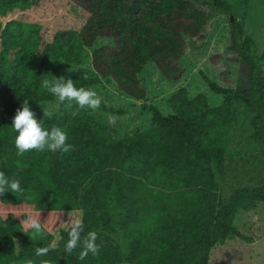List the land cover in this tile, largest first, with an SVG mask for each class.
Segmentation results:
<instances>
[{
  "label": "trees",
  "instance_id": "1",
  "mask_svg": "<svg viewBox=\"0 0 264 264\" xmlns=\"http://www.w3.org/2000/svg\"><path fill=\"white\" fill-rule=\"evenodd\" d=\"M69 1L86 12L84 27L59 31L48 42L40 25L13 17L30 10L33 0H0V171L19 179L22 189L0 197V206L32 207L58 218L51 230L44 226L33 236L20 225L32 212L0 214V264L28 259L34 264H210L218 244L234 238L254 242L235 219L264 203V177L229 194L226 157L237 114L232 100L253 113L254 140L264 148V34L258 38L231 18L226 50L231 56L223 64L237 65V80H230L227 70L221 73L227 86L203 75L208 88L224 97L220 106L181 88L168 100L169 116L153 107V128L117 140L103 121L116 112L113 107L104 101L96 110L73 104L45 117L48 129L68 132L70 153L17 156L12 121L23 100L38 120L44 118V104L57 103L42 87L45 78L72 79L85 88L108 81L127 97L145 101L148 91L140 76L148 64L167 81L179 82L189 41L203 39L217 12L233 14L230 0ZM85 50L91 51V69L84 67ZM212 60L221 63L219 56ZM60 61L78 70L69 74ZM71 211L83 220L84 234L98 233V256L78 259L82 247L65 253ZM49 245L54 249L46 256L35 255L36 247Z\"/></svg>",
  "mask_w": 264,
  "mask_h": 264
},
{
  "label": "rangeland",
  "instance_id": "2",
  "mask_svg": "<svg viewBox=\"0 0 264 264\" xmlns=\"http://www.w3.org/2000/svg\"><path fill=\"white\" fill-rule=\"evenodd\" d=\"M230 2L233 14L217 12L206 27L203 39L196 38L189 41L183 58L184 75L179 82L167 81L158 68L150 63L140 76L143 86L148 91V98L145 101L139 102L127 97L112 82L102 81L93 87L102 97V101L116 111L103 116V121L107 122L110 133L115 139L119 140L127 135L153 128V107L160 110L164 116H169L172 111L168 106V100L181 88H186L192 97L205 94L211 107L223 103L224 97L208 88L203 75L219 85L227 86L221 79V73L227 70L228 78L233 82L237 80V65L228 69L223 64L224 59L231 56L226 51L230 43L229 19L233 16L234 22L238 21L258 38L264 34V0H230ZM13 17L40 25L45 40L49 42L59 31L79 32L88 16L83 9L69 0H33L30 10L18 12ZM84 56V67L91 69V51L85 50ZM218 56L221 58V63L215 65L212 58ZM57 64L69 74H74L78 70L75 66L61 62ZM232 101L237 106V114L232 124L226 157V186L229 194L235 188L255 185L264 177V148L254 140V115L243 103ZM71 106L67 102L46 103L43 109L51 113L52 117ZM110 115L117 117L114 126L108 122ZM10 211H29L33 216L40 215L32 207L9 209L0 206V214L6 215ZM40 219L42 223L45 222L44 226L51 230L52 224H55L58 218L41 214ZM47 220L52 223L49 225ZM235 224L243 235L252 237L254 242L249 243L234 238L218 244L212 250L210 264H264V203L259 204L254 210L240 211Z\"/></svg>",
  "mask_w": 264,
  "mask_h": 264
},
{
  "label": "clouds",
  "instance_id": "3",
  "mask_svg": "<svg viewBox=\"0 0 264 264\" xmlns=\"http://www.w3.org/2000/svg\"><path fill=\"white\" fill-rule=\"evenodd\" d=\"M64 63L63 61H60ZM85 80L88 76L85 74ZM42 87L56 98L58 104L68 103L70 106L75 103L79 109L96 110L102 103V97L98 95L93 88L77 87L72 79L55 78L49 80L45 78L42 81ZM44 118L38 120L36 113L31 110L29 101L23 100L22 108H18L12 121V128L17 133L15 136V148L17 156H23L27 152H59L61 155L70 153L73 145L69 143L68 132L59 126H52L48 129L45 126V117L51 118V113L44 109ZM74 115L76 113H73ZM108 122L115 125L117 117L110 115ZM22 191L20 180L15 176L9 177L4 171H0V197L6 193H16ZM39 217L31 214L24 218L20 225L31 230L33 236L40 235L44 231L45 222H41ZM69 220L65 223L68 226V240L65 245V253L71 255L77 247H82L78 259L84 260L89 254L98 256L100 254L101 245L97 244L98 233L89 231L85 233L83 220L76 218L72 211L68 213ZM53 245L38 246L35 249L36 256H46ZM26 264H34V261L28 259ZM41 264H51L49 260L41 261Z\"/></svg>",
  "mask_w": 264,
  "mask_h": 264
},
{
  "label": "water",
  "instance_id": "4",
  "mask_svg": "<svg viewBox=\"0 0 264 264\" xmlns=\"http://www.w3.org/2000/svg\"><path fill=\"white\" fill-rule=\"evenodd\" d=\"M231 21L234 22V17L233 16H231Z\"/></svg>",
  "mask_w": 264,
  "mask_h": 264
}]
</instances>
